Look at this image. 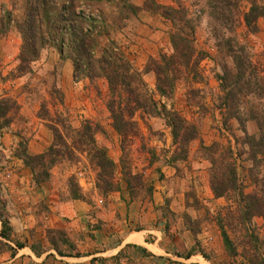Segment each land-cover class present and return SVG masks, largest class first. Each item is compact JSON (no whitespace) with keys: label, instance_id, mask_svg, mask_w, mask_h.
<instances>
[{"label":"rangeland","instance_id":"1","mask_svg":"<svg viewBox=\"0 0 264 264\" xmlns=\"http://www.w3.org/2000/svg\"><path fill=\"white\" fill-rule=\"evenodd\" d=\"M252 1L264 5V0H240L239 9L235 11L237 22L230 32L213 19L207 0H155L163 6L187 9L188 17L195 25L194 46L206 55L198 68L201 77L192 82L184 76L175 86L171 99L156 92L155 74L146 73L145 67L150 58L172 53L169 38L172 23L161 14L146 10L147 0L73 1L79 16L105 23L104 26L99 23L97 28L103 34L100 48L113 43L114 48L121 49L134 68L143 73L154 99L197 126L199 139L191 143L187 160L174 161L176 147L163 116H146L144 120L138 116L141 134L133 139L127 151H123L107 108L110 99L108 82L103 77L89 80L75 75L73 62L55 41L46 45L39 59L32 63L30 72L17 73L23 44L17 23L25 21L27 0H0V21L7 12H13L8 33L0 36V99L13 98L20 106L13 123L0 133V264H37L25 255L13 261V251L9 247L15 248L17 253L21 248H17L16 242L26 243L29 248L42 244L41 256L49 251L57 253L48 241L47 230L53 228L47 227L44 219L47 203L38 198L39 193L49 189L59 191L65 198H71L73 190H78L82 196L78 200L91 201L97 212L107 211L116 198L129 207L128 222L118 221L111 228L98 221L85 225L78 234L65 228L57 229L64 231L69 241L60 244L64 257L78 258L82 261L77 262L79 264H91L93 258L98 259L95 264H255L259 256L264 258V219L255 217L251 224L244 226L239 220L238 194L214 197L210 185L211 164L202 149V145L214 143L233 148L243 192L252 193L259 187L255 185V178L259 182L264 180V148L254 147L255 155L245 143L239 122L231 119L226 126L219 109L223 97L219 76L224 73L225 66L230 72H236L232 53L223 47L225 41L231 39L233 43L245 45L259 76L264 79V18L258 21L256 33H250L243 20ZM52 2L57 4L52 9L55 20L62 4L61 0ZM123 3L137 6L139 10L137 13L130 9L125 11ZM46 31L52 33L51 29ZM190 89H194V93L190 94ZM238 109L244 114L250 110L263 113L264 96H244ZM58 113L67 118L73 129H80L87 120L103 128L104 132L97 134L96 140L99 146L107 149L115 164L112 189L105 191L98 186L100 170L87 155L56 164L49 179L41 184L35 182L32 171L17 157L21 142L29 155L48 150L54 142L49 123L59 119ZM258 124L250 120L247 131L260 138L262 129ZM130 170L132 174L140 175L133 184V194L126 176V171ZM155 195L159 202L155 201ZM99 199H103L102 205L98 203ZM23 210L34 212L37 223L33 229L24 232L9 231L7 235L13 242L5 240L1 235L2 221L8 222L15 213ZM220 221H224L223 225ZM142 230L160 231L161 235L137 233ZM224 231L232 242L230 248L225 243ZM123 232H134L127 241L131 243L126 242L124 248L117 249L125 235ZM253 234L259 237L258 242L251 239ZM143 235L155 238L149 240L151 244L159 238L157 243L164 252L154 245L146 250L155 257L145 254L142 250L145 248L134 244L143 243ZM188 256L190 259H186ZM44 264H63V260L52 259L49 255Z\"/></svg>","mask_w":264,"mask_h":264},{"label":"trees","instance_id":"2","mask_svg":"<svg viewBox=\"0 0 264 264\" xmlns=\"http://www.w3.org/2000/svg\"><path fill=\"white\" fill-rule=\"evenodd\" d=\"M51 1L53 0H27L25 6L28 11L25 21L17 23L23 40L18 56L17 73L23 75L30 72L32 63L39 59L46 45L50 41H55L56 46L61 51H65L66 57L73 62L75 75L89 80L103 77L108 82L110 99L107 102V108L111 114L113 128L120 136L123 151L128 149L133 139L141 134L138 116L140 120H144L146 116L158 118L163 116L171 130L173 143L176 147L173 160L186 161L191 143L199 139L197 126L187 121L175 110L167 109V106L154 99L144 81L143 73L134 68L121 49L114 48L113 43L109 47L100 48V38L103 34L101 31L98 32L97 28L99 23L104 26V22L95 18L88 20L79 16L73 6L74 0H61L62 9L54 20L52 9L57 4L51 3ZM239 2L240 0H207V6L211 10L213 19L221 27L223 26L231 32L233 24L237 22L235 11L239 9ZM123 5L125 11L130 9L137 13L139 10V7L131 4L123 3ZM144 8L151 13L161 14L173 25V30L169 35L172 53H161L158 58H150L145 67L146 73L155 74L156 92L163 98L171 99L175 86L184 76L187 81L192 82H196L195 80L201 77L198 68L206 55L203 52H198L194 46L195 25L194 21L188 17L186 8L163 6L156 3L155 0H147ZM12 13V11L7 12L1 19L0 36L8 33ZM261 18H264V5L252 1L250 9L243 15L244 24L250 33L258 31V21ZM50 29L52 33L46 31ZM224 46L232 53L236 72H230L225 66L224 73L219 76L223 92L219 109L222 110L225 125L231 119H236L239 122L241 130L245 134V143L256 155L254 147L259 145L264 148V112L258 114L256 111L250 110L244 114L238 109V106L242 102V97L250 94L263 98L264 79L259 76L258 68L252 61L245 45L233 43L231 39H228L223 43ZM194 91V89H190L189 93L192 94ZM19 110L20 106L13 98L0 99V133L10 127L16 115L19 114ZM57 117L59 119L56 121L50 120L49 128L54 134V142L45 153L29 155L25 144L21 142L17 157L32 171L35 182L41 184L47 181L51 169L63 160H74L79 156L87 155L91 163L100 170L98 186L105 191L112 189L115 164L108 156L107 149L99 146L96 140V135L104 132L103 128L87 120L80 129H73L62 113H58ZM250 120L259 123V128L262 129L260 138L248 133L247 123ZM257 138H259V143H256ZM202 149L206 152L211 164L210 185L214 197L219 199L228 196L234 197L238 194L240 197L239 220L244 226H247L255 217L264 219V180L259 182L255 178V185L259 187L252 193H245L240 187L237 159L233 148L230 145L214 143L211 146L202 145ZM123 166L126 168L125 162H123ZM126 176L132 193L133 184L140 178V175L132 174L130 170L126 171ZM78 192L74 189L71 199H82ZM220 222L223 225L224 221ZM2 226V237L13 242L12 238L7 235L12 230L8 222L2 221ZM47 232L52 249L60 256H66L60 246V244L69 243L64 231L48 229ZM223 237L227 246L232 247V242L225 231ZM251 239H255L253 242L259 241V237L254 234L251 235ZM15 244L17 248L29 246L20 242ZM9 248L13 251V256L16 249L11 246ZM30 248L35 254L41 256L42 244L32 245ZM142 250L145 254L155 257L146 249ZM167 253L169 252L167 251ZM122 255L123 251L119 253L120 257ZM190 257L188 256L186 259H190ZM97 261V258H93L90 263L95 264ZM254 262L255 264H264V258L259 256Z\"/></svg>","mask_w":264,"mask_h":264},{"label":"crops","instance_id":"3","mask_svg":"<svg viewBox=\"0 0 264 264\" xmlns=\"http://www.w3.org/2000/svg\"><path fill=\"white\" fill-rule=\"evenodd\" d=\"M40 197L39 199H42L47 203L48 212L46 216H44V219L46 221V226L53 229H68L69 231L76 232L78 234L79 232H82L83 229H85V225H90V223H96L98 221H103L109 228H111L113 225L116 226V223L118 221H127V214H128V205L126 202L122 200H118V198L115 199L110 204V207L107 211L97 212L95 210L94 203L87 200H74L68 197H64V194H61L59 191H55L54 189H49L48 191L43 190L42 193H39ZM125 199L126 196H123ZM128 199V198H127ZM155 201L159 202V198L155 195L154 196ZM128 207V208H127ZM32 210V209H31ZM105 220V221H104ZM110 220V221H107ZM113 220V221H111ZM73 221V222H72ZM37 223V218L34 214V212L30 211L28 213L24 210L18 213H15L9 221L8 224L11 227L13 233H18L20 231L24 232L26 229L31 228L33 229L34 225ZM122 223V222H121ZM145 232L146 234H155L157 236L161 235L160 231H147L142 230L137 233ZM95 233V231H93ZM123 237V240L121 244L118 245L117 249H122L126 246L128 239L133 235V233L129 232L126 234V232ZM136 233V232H135ZM154 234V235H155ZM113 236H115L113 234ZM147 235H143V243H134L136 246L145 248L149 250L148 248L150 246L156 245L160 252H164L162 248L159 247L158 239L156 240L155 244L150 243V239H155L154 237H146ZM127 242V243H126ZM116 249V250H117ZM163 254V253H159ZM23 255L25 257H29L30 260L36 262L37 264H44V262L47 261L48 256L50 255L52 259H58L63 260V264H68V262H72L71 264H79L77 262L78 258H72V257H64L59 256L54 251H49L46 254L42 256L36 255L29 247L18 249L15 256H11V258L14 260L21 258ZM91 257H94L92 255ZM57 263V262H56Z\"/></svg>","mask_w":264,"mask_h":264},{"label":"built area","instance_id":"4","mask_svg":"<svg viewBox=\"0 0 264 264\" xmlns=\"http://www.w3.org/2000/svg\"><path fill=\"white\" fill-rule=\"evenodd\" d=\"M98 203L102 205L104 203L103 199H99Z\"/></svg>","mask_w":264,"mask_h":264}]
</instances>
